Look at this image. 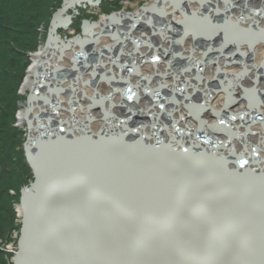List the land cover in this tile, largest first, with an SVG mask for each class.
Returning <instances> with one entry per match:
<instances>
[{"label": "bare ground", "instance_id": "bare-ground-1", "mask_svg": "<svg viewBox=\"0 0 264 264\" xmlns=\"http://www.w3.org/2000/svg\"><path fill=\"white\" fill-rule=\"evenodd\" d=\"M132 15L101 13L50 50L19 264H264V0H151Z\"/></svg>", "mask_w": 264, "mask_h": 264}, {"label": "trees", "instance_id": "trees-1", "mask_svg": "<svg viewBox=\"0 0 264 264\" xmlns=\"http://www.w3.org/2000/svg\"><path fill=\"white\" fill-rule=\"evenodd\" d=\"M62 0H0V240L14 225V205L19 186L27 173L21 149L22 133L13 126L17 91L27 64L25 53L37 46V30L48 25ZM24 140V139H23ZM10 191L15 194L11 196ZM18 229V228H17ZM9 242V241H6ZM9 255L0 250V264H10Z\"/></svg>", "mask_w": 264, "mask_h": 264}, {"label": "rangeland", "instance_id": "rangeland-1", "mask_svg": "<svg viewBox=\"0 0 264 264\" xmlns=\"http://www.w3.org/2000/svg\"><path fill=\"white\" fill-rule=\"evenodd\" d=\"M150 2H151V0H104V1L99 0V3L97 4V5H99V7L95 8L92 12H88L87 10L83 9L84 5H82V8H80V7L77 8L78 11H75L74 9H69L63 15L70 17L71 23H70L69 28L71 30H66V31L59 30L58 33H56V36H58L60 38L61 42L65 43L67 39L74 38L76 35L81 36V25H82V21H84V20H86L88 22L99 21V19L101 17V13H102V15H105V16H110V14L114 13V12L134 13L139 8L145 6V4L150 3ZM62 5H63V0L61 1L60 6L56 10H54V13H56L58 10H60ZM49 23H50V21L48 22V25H46V26L41 25L38 28V30L36 31L38 34V36H37L38 41H37V46H36L35 50L25 53V56L27 58V64H26V67L24 70V76L22 78V81H21L19 88H18V91H17V94L19 97H21V99L20 100L18 99V102H17V106H16L17 110L15 113V123L13 126L16 130H18L20 133H22V135L24 137V138H21V146L20 147H21L22 151H23V144L25 142V138L27 137V133H26L27 130H26V125L24 122L22 124H20L17 121V115L20 112H24L25 107H26V105H25L26 104V98H27V95L29 94L30 90L27 89L25 93H22L20 89H21L22 83H23L25 75H26L25 74L26 70H27L29 64L31 63L30 56H32L33 54L38 52L41 48H43V46L45 44L47 34H48ZM124 23L126 24V22H124ZM23 162H24V165L27 167V173H25L24 176L22 177L23 182L19 186V191L23 187L28 186L30 183L33 182V175H32V172H31L29 166H28V163L25 159L24 152H23ZM9 194L11 196H14L15 193L13 191H10ZM18 204L19 203L14 205V212H15L14 225L18 229L16 228V229L10 231V233L7 235L8 238H6L4 241L0 240V250H2L6 255H9L8 261L10 263H11L13 255L8 254L7 252L16 250V241L19 238V234H20V230H19L20 217L16 213V210H17L16 206ZM6 241H9V242H6ZM3 244H4V246H3Z\"/></svg>", "mask_w": 264, "mask_h": 264}, {"label": "water", "instance_id": "water-1", "mask_svg": "<svg viewBox=\"0 0 264 264\" xmlns=\"http://www.w3.org/2000/svg\"><path fill=\"white\" fill-rule=\"evenodd\" d=\"M90 1L91 0H63V5L61 6L60 10H58L56 13L53 14L52 19H51L49 26H48V34H47L45 44L41 50V54L39 55L37 62L35 63V66H34L33 83H32V87L29 91V96L27 98V103H26L28 109L25 111V114H24L25 120L29 121L28 114H29L31 109L32 110L34 109L32 106V103H34V99H35V103L37 102V106H39L40 105L39 103H43L44 102L43 99L46 98L44 96H41V98L38 99L39 98L38 95L40 93L39 92L40 84H38L36 81H38V78H40V76H42L43 74L46 75V73H48V72L52 74V72H50L51 69H49L46 64H48V62H49V61H47L48 59H50V63L55 64V62L51 61L52 54L55 51L50 52L51 49H54V48L57 49L56 47H54V45L56 44V41H57V38L53 37L55 35V30L57 28L63 27L65 25L64 21H65V23H70L69 22L70 17H67L64 21H59L60 16L63 15L67 10L71 9L72 7H74V6L79 7L80 5H84V3H88V2H89L88 4H90L91 3ZM98 2H99V0H96L94 2V5H97ZM156 2H157V0H156ZM116 15H120V16L126 15V16H129L132 18L134 17V15L127 14V13L126 14L114 13L111 15V17H116ZM98 23L99 22L91 23V27H95ZM86 25H87V23L83 22L82 28L85 27ZM61 46L64 47L63 43H61ZM47 79L48 78L46 75L45 78L43 80H41V83L47 84L48 83ZM42 93H45V92H41V95H42ZM28 125H29V123H28ZM29 141H30V134L28 135L27 140H26L25 144L23 145V149L25 151L26 158H27V160H28V162L32 168V164L30 162L28 152H27V147L29 145ZM263 159H264V155H263ZM246 166L249 168L251 166V164L248 163V165H246ZM32 170H33V174L35 176V182L30 184L28 187L22 188L20 191L19 208H21L23 211V215H22V218L20 221L22 227L20 229L19 239L17 242V250L14 253L12 264H19L21 262V258L23 257V253H24V249H25V245H26V232H27L29 221L27 218V210H26V207L24 206V202H25V197L27 196V194L29 192H31V190L33 189V187L35 186L36 181H37L36 173H35L33 168H32ZM260 170H262L264 173V165H263V167L260 168ZM262 171L260 172V177L264 179V174H262ZM263 183H264V181H263ZM261 185L263 186V184H261ZM259 196H261V194Z\"/></svg>", "mask_w": 264, "mask_h": 264}]
</instances>
